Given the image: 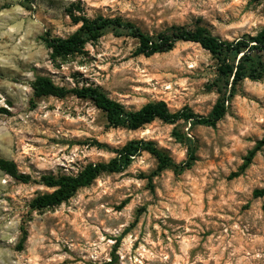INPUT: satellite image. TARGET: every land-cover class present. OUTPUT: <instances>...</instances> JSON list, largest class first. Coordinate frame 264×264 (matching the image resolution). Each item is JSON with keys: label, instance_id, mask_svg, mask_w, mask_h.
I'll list each match as a JSON object with an SVG mask.
<instances>
[{"label": "rangeland", "instance_id": "obj_1", "mask_svg": "<svg viewBox=\"0 0 264 264\" xmlns=\"http://www.w3.org/2000/svg\"><path fill=\"white\" fill-rule=\"evenodd\" d=\"M70 10L120 17L151 34L198 24L233 39L264 26V0H0V107L10 111L0 113V157L34 179L0 169V264H264V196L254 195L264 188V147L242 168L264 135V78L239 85L216 127L160 119L136 130L110 127L90 99H34L32 81L43 74L69 88L98 86L133 110L164 100L172 111L207 115L220 96L217 59L189 41L138 55L136 38L108 30L54 61L42 37L73 33ZM175 131L197 146L183 173L166 169L150 186L158 161L143 151L61 205L31 209L37 194L52 190L38 182L43 174H77L133 139L152 140L182 162L188 147Z\"/></svg>", "mask_w": 264, "mask_h": 264}, {"label": "trees", "instance_id": "obj_2", "mask_svg": "<svg viewBox=\"0 0 264 264\" xmlns=\"http://www.w3.org/2000/svg\"><path fill=\"white\" fill-rule=\"evenodd\" d=\"M70 12L73 22L79 25L73 33L68 36H56L47 31L42 37L54 61L83 52L88 43L98 41L108 30H114L119 34L127 32L136 38L139 43L138 55L150 57L157 53L169 52L179 41H189L200 44L217 59V78L214 86L220 96L207 115L196 113L188 106L172 111L164 100L151 101L140 109L133 110L109 97L98 86L69 88L57 84L52 77L43 74L36 75L32 81L34 99L46 96L64 98L70 94L90 99L106 114L110 127L136 130L156 119L166 123L183 120L192 125L216 127L218 122L225 117L228 111L227 102L237 93L239 85L246 79L261 80L264 78V26L256 33H245L233 39L214 35L206 27L198 24L193 26L173 24L162 31L151 34L143 31L135 23L123 21L120 17L102 15L89 17L76 15L72 10ZM0 113H10V111L0 107ZM174 134L188 147L187 158L182 162L175 161L152 140L133 139L114 149L115 156L109 161L90 162L77 174H43L38 182L52 190L37 194L30 202L31 209L43 211L61 205L72 198L80 188L91 185L101 174L124 171L143 151L150 152L158 161L157 169L149 175L150 186H153V177L166 169H173L177 174L183 173L197 161V146L192 138L177 131ZM100 145L107 147L104 144ZM263 147L264 135L245 157L243 169L252 163ZM0 169L23 183L34 180L31 174L21 172L17 163L11 159L0 157ZM254 195L255 197L264 196V188L256 189ZM26 238L27 231L24 230L21 242L23 243Z\"/></svg>", "mask_w": 264, "mask_h": 264}]
</instances>
